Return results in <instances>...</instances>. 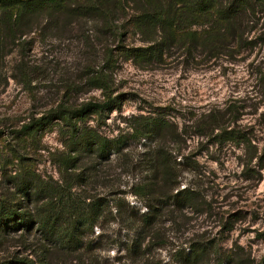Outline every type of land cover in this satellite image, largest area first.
Masks as SVG:
<instances>
[{
    "label": "rangeland",
    "instance_id": "1",
    "mask_svg": "<svg viewBox=\"0 0 264 264\" xmlns=\"http://www.w3.org/2000/svg\"><path fill=\"white\" fill-rule=\"evenodd\" d=\"M98 1L107 7L108 19L94 9L92 0L0 9V196L12 190L11 177L25 170L60 183L73 170L65 164L66 142L80 126L95 125L115 135L131 115L161 113L181 127L212 105L248 95L251 99L237 122L251 130L257 157L245 162L240 159L245 148L230 145L198 153L197 138L191 137L186 151L196 153L200 180L188 171L183 184L199 185L203 204L186 207L176 221H166L149 247V256L156 264H183L189 243L203 240L210 253L208 262L199 264H218L219 258L225 259L224 264H264V237L257 234L264 231V168L258 166V156L264 157V95L255 92L262 87L255 84L254 73L259 63L264 66V47L258 43L232 55L208 58L203 54L208 47L242 39L240 18L194 12L190 0ZM140 10L156 11L158 17L138 19L135 14ZM261 15L256 12L258 22L250 36L264 28ZM156 40L164 44L150 56L127 49ZM107 47L113 49L112 61L100 66ZM101 70L106 71L113 94H122L119 107L81 118L49 120L46 114L42 127L16 137L12 130L59 100L78 105L102 98V89L91 83ZM120 171L113 164L87 182L91 193L105 194L118 206L108 216L106 241L98 249L104 262L127 251L130 206L145 209L132 193L136 177Z\"/></svg>",
    "mask_w": 264,
    "mask_h": 264
},
{
    "label": "trees",
    "instance_id": "2",
    "mask_svg": "<svg viewBox=\"0 0 264 264\" xmlns=\"http://www.w3.org/2000/svg\"><path fill=\"white\" fill-rule=\"evenodd\" d=\"M66 1L0 0V9L15 6L20 9L59 7ZM214 1L190 0L188 6L194 12H212L222 19L240 18L245 35L241 40L235 39L228 44L216 43L208 47L204 55L220 58L258 43L264 47L263 27L249 35L258 22L256 12L260 11L261 18H264V0H220L218 4ZM92 4L99 14L108 19L107 7H103L98 0H92ZM135 17L157 18L158 13L140 10ZM160 44L163 45L164 40L127 49L146 57L159 51ZM186 48L191 50L190 45ZM112 51L111 47L106 48V56L100 66H108L112 61ZM254 73L255 84L262 87L255 92L263 97L262 62L255 66ZM106 77V71L101 70L91 79L92 84L102 89V98L87 99L78 105L59 100L44 114L23 122L12 130L13 133L21 137L35 127H42L46 114H49V120L66 115L81 118L91 112L119 107L122 94H113ZM247 99L251 97L236 96L223 104L212 105L191 123L181 127L164 114L148 113L129 116L125 127L115 135H108L95 125L76 128L66 142L65 164L73 170L60 183H50L25 170L20 176L11 177L8 186L12 190L0 196V264H66V261L73 260L75 264H156L149 256V247L159 236L161 226L168 220L176 221L186 207L196 208L203 204L199 185L183 184V175L188 171L194 179L200 180L196 153L186 151L188 140L197 138L198 153L230 145L245 148L247 153L240 158L245 162L250 163L257 157L251 130L237 122ZM71 125L75 127V124ZM188 129L193 132H188ZM262 155L258 156L261 169L264 168ZM113 164L120 167L118 174L123 170L136 177L132 193L145 209L130 206L126 216V228L131 232L127 251L119 256L121 260L117 257L104 262L99 259L98 249H102V242L106 241L103 234L108 216L118 206L105 194L91 193L87 182L95 181ZM257 234L264 237V231ZM207 245L203 240H192L183 264L207 263L206 255L208 257L210 253ZM224 260L219 258L218 264H224Z\"/></svg>",
    "mask_w": 264,
    "mask_h": 264
}]
</instances>
